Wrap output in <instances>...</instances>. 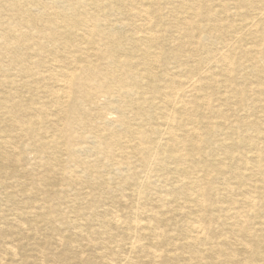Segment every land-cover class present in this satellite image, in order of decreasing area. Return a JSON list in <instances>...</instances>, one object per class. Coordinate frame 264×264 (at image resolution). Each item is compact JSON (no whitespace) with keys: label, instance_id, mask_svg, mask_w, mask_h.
<instances>
[{"label":"bare ground","instance_id":"bare-ground-1","mask_svg":"<svg viewBox=\"0 0 264 264\" xmlns=\"http://www.w3.org/2000/svg\"><path fill=\"white\" fill-rule=\"evenodd\" d=\"M203 39L221 46L199 55ZM261 72L264 0H0V175L37 203L7 195L0 264H43L45 246L68 250L49 264H264V131L235 115L248 98L264 122ZM86 187L108 194L99 213Z\"/></svg>","mask_w":264,"mask_h":264},{"label":"rangeland","instance_id":"rangeland-1","mask_svg":"<svg viewBox=\"0 0 264 264\" xmlns=\"http://www.w3.org/2000/svg\"><path fill=\"white\" fill-rule=\"evenodd\" d=\"M226 18H224L221 22H222V24H226V23H228V21L226 20ZM229 21H230V19H228ZM24 29V28H23ZM229 32V30L226 32V35H228L227 33ZM239 35L241 34V36H242V39H241V41H239V42H237V43H235L236 44V48H234V56H237V57H239L240 56V54L242 53V51H243V49H250V48H253V47H251V46H253V44H252V42L250 41V39L247 37V35H242V33H241V31H239V32H237ZM225 41L224 42H226V41H230L229 40V38H228V36H225ZM209 39H203L202 40V42L200 43V45H198V51H197V53L199 54V55H203L204 53H205V51H207V50H210V49H213L214 50V47H216V46H218V45H220L221 46V44H218V45H216V42L215 41H213V40H209ZM203 43V44H202ZM242 43V44H241ZM202 44V45H201ZM165 46V48H166V50L168 49V48H170L169 46H167V45H164ZM6 58L4 57V60H5ZM7 60V59H6ZM242 60V59H241ZM247 62H244V65H246L247 66ZM245 70H247V71H244L245 73V76H246V78H245V80L244 79H241L240 78V80L239 79H237V85H238V88L241 90V94H242V98L244 97V99H245V97H246V93H245V91L247 90V92H248V88L251 86V87H253V86H255V84L258 82L257 81V79L254 77V75H253V73H252V71L251 70H249V67H246L245 68ZM232 72H234V73H232V74H240V72L242 73V71L241 70H238V72H237V70H233ZM237 72V73H236ZM259 76L262 78V79H264V72H261L260 74H259ZM217 77H219V78H222V76L221 75H217ZM242 89H245V90H242ZM219 91H222V88L221 89H219ZM223 93V92H222ZM264 102V101H263ZM215 103V102H214ZM241 103H243L244 105H243V107H244V109H245V111L243 110H239V111H236L235 112V115H236V117H238V118H242V117H244L243 115L244 114H246V113H248V115L246 114V116H248V118L249 119H252V120H256V119H258L259 120V122H257V124L255 125V126H257L258 127V129L260 130V131H264V122H262L259 118H257L256 116L257 115H259V110H258V108L257 107H255L254 105V107L252 106V108L250 109V108H247L249 105L251 106V101H250V99H246V100H241ZM248 103V104H247ZM230 104H233V103H230ZM233 107H238L239 106V102H237L235 105L233 104L232 105ZM223 108H226V106H222ZM206 110H204V112H205ZM16 113V115H17V112H15ZM243 113V114H242ZM18 115H19V117H22L23 115H22V112H18ZM213 121H215L214 119H213ZM216 122V121H215ZM7 123L8 122H5L4 121V119H3V114H2V112L0 111V127H3V126H5V125H7ZM261 125H262V127H261ZM253 126H252V124H251V126H243V130H245V132H251L250 134H256L255 133V131L253 130ZM249 130V131H248ZM254 131V132H253ZM244 132V131H243ZM244 132V133H245ZM204 135V134H203ZM237 147H238V150L242 153V154H244V156L248 159V160H252L251 158H252V156H253V154L249 151V149H248V147L247 146H244L242 143H238V145H237ZM244 151V152H243ZM214 155L210 158V157H206V163H208V164H211V165H213V166H215L214 165V161L215 160H213V158H215V156H217V153H219L218 152V150L217 149H215L214 150ZM247 155V156H246ZM22 162H23V160H22ZM39 171V170H38ZM23 173H22V178L21 179H23L24 181L25 180H27V178L25 177L26 176V171H22ZM246 175V174H245ZM244 177H246L247 178V175L246 176H244ZM26 178V179H25ZM233 181V180H232ZM8 183V184H7ZM216 183H214L213 185H215ZM231 185H234V183H232L231 182ZM165 186L167 187L168 186V184H165ZM85 191V194H86V198H87V201L89 200V199H91V200H89L88 201V203H87V205H88V207L89 208H91V209H95L96 208V211H98V213L101 211V208H102V205H103V203L105 204V203H107V197L106 196H108V194H106L103 190H95V189H91V188H89V187H86V189H84ZM165 191V190H164ZM13 193V198H14V200L17 202V203H20V202H23L24 203V205L27 203V204H35L34 206H36V204L37 203H35V202H31L32 200H33V198H32V196H29L28 194L29 193H27V191L26 192H24V191H22V188L20 187V185L18 186V185H14V184H12V182H11V179L10 178H8V177H6V176H2V175H0V212L1 213H8V212H11L13 209V205H12V201H14V200H12L11 198L9 199L8 198V194L9 193ZM71 194H72V192H70ZM120 193V194H119ZM36 194H38V192H36ZM70 194V195H71ZM109 194H111V195H114V197L115 198H120V199H122V200H126V202H128V201H131V199H135V197H134V195L133 196H130L129 195V193L127 192V190H124V188H121L120 190H112L111 191V193H109ZM119 194V195H118ZM151 194V195H150ZM162 194H165V193H162ZM123 195V196H122ZM40 197V196H42L41 194H38L37 195V197ZM130 196V197H129ZM157 193L155 192V190H153V189H148V191H147V193H146V195H145V202L147 203V204H150V202L151 201H154L156 198H157ZM205 198H206V195L204 196ZM23 198V199H22ZM155 198V199H154ZM164 198L166 199V201H168V199H169V195H166L165 194V196H164ZM178 200H181V199H178ZM30 201V202H29ZM22 203V204H23ZM21 205V204H20ZM19 205V207H18V209L19 210H23V208H22V206H20ZM38 211H40V212H42V214L43 215H46V214H48L47 213V211H44V209L43 208H36ZM11 215H8V217H10ZM254 221H257V223L258 222H262V223H264V215L263 214H261V216L260 217H257V218H255L254 219ZM20 222H23L22 224H24L23 226H25V227H28L29 225H31V223H32V221H30L29 219H27V218H25V217H22L21 218V220H20ZM41 222V221H40ZM54 223H56V222H54ZM89 224V223H88ZM88 224H87V226H86V228L90 231V233L92 234V236H94L96 233H94L93 232V227L92 226H88ZM247 224V226H250L249 224H248V222L246 223ZM0 225H2L1 223H0ZM16 225V223L15 222H12V223H9V224H7V226H15ZM44 224L43 223H39V226H43ZM221 225V224H220ZM219 225V226H220ZM38 226V227H39ZM85 227V226H84ZM61 228V227H60ZM1 229H4V227L3 226H0V230ZM60 230H62L61 231V234L64 236V237H66V236H68V235H72V232L70 231V230H65V231H63L64 229H60ZM39 232L40 233H42L41 235H49V231L47 230V229H41L40 228V230H39ZM117 233L120 235V239H122V233H121V231H120V229H118L117 230ZM125 241V240H124ZM126 241H128L127 239H126ZM15 248H16V251H17V257L16 258H21L23 255H33V252L34 251H32L31 250V247L29 246V245H27L26 247H24L25 249H22V248H20V246L16 243L15 244ZM43 252H44V257H45V259H44V263L43 264H49L50 263V261H48L47 260V258H49V252H52L53 254H57V255H60L61 253H67L68 252V250L66 249V248H62V249H60V250H57V251H53L52 250V248H50L49 246H45L44 247V250H43ZM47 257V258H46ZM7 260H8V258L7 259H5V260H3V261H5V262H7ZM2 264V263H1ZM3 264H5V263H3ZM25 264H31V261H27V260H25Z\"/></svg>","mask_w":264,"mask_h":264}]
</instances>
